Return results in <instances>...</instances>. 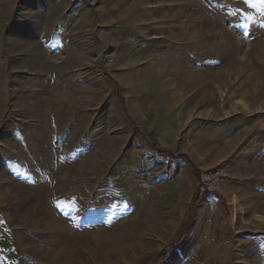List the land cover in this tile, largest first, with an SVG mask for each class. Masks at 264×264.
Returning a JSON list of instances; mask_svg holds the SVG:
<instances>
[{
  "label": "rangeland",
  "instance_id": "obj_1",
  "mask_svg": "<svg viewBox=\"0 0 264 264\" xmlns=\"http://www.w3.org/2000/svg\"><path fill=\"white\" fill-rule=\"evenodd\" d=\"M187 224L158 264H264L261 0H0V264H149Z\"/></svg>",
  "mask_w": 264,
  "mask_h": 264
},
{
  "label": "trees",
  "instance_id": "obj_2",
  "mask_svg": "<svg viewBox=\"0 0 264 264\" xmlns=\"http://www.w3.org/2000/svg\"><path fill=\"white\" fill-rule=\"evenodd\" d=\"M143 141L146 142L152 149H154L155 151H157L158 153L165 155V156H169V155H174L177 158L183 160L184 162L188 163L191 167H194V165L192 164V162L190 161V158L186 155L183 154H176L173 151H168L165 150L163 148H161L160 146H158L156 143H154L148 135H145V137H143ZM195 215V202L192 203V206L190 208V216L192 219L193 216ZM188 229V224L185 225V227L183 228V230L180 232V234H178L177 239L173 242V245L166 248L160 255L156 256L154 259H151L149 264H158L160 258L166 254L170 248H174V247H179V245L182 243L184 236L186 235V231Z\"/></svg>",
  "mask_w": 264,
  "mask_h": 264
},
{
  "label": "built area",
  "instance_id": "obj_3",
  "mask_svg": "<svg viewBox=\"0 0 264 264\" xmlns=\"http://www.w3.org/2000/svg\"><path fill=\"white\" fill-rule=\"evenodd\" d=\"M222 168H216L210 173H199L197 195L204 198L208 195L222 196Z\"/></svg>",
  "mask_w": 264,
  "mask_h": 264
},
{
  "label": "snow or ice",
  "instance_id": "obj_4",
  "mask_svg": "<svg viewBox=\"0 0 264 264\" xmlns=\"http://www.w3.org/2000/svg\"><path fill=\"white\" fill-rule=\"evenodd\" d=\"M261 4H264V0H261ZM254 7L256 6V5H253Z\"/></svg>",
  "mask_w": 264,
  "mask_h": 264
}]
</instances>
